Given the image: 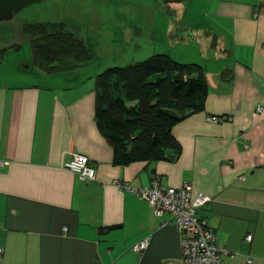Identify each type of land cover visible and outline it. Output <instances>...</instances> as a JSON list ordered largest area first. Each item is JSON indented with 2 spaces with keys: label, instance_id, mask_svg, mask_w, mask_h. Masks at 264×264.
<instances>
[{
  "label": "crops",
  "instance_id": "1",
  "mask_svg": "<svg viewBox=\"0 0 264 264\" xmlns=\"http://www.w3.org/2000/svg\"><path fill=\"white\" fill-rule=\"evenodd\" d=\"M203 17L191 34L203 29L229 63L204 68L203 110L172 127L175 160L112 163L94 119L96 74L66 72L73 82L63 85L0 80V264H177L173 218L134 193L155 178L208 197L197 214L226 264H264V0H208ZM75 154L94 180L64 167Z\"/></svg>",
  "mask_w": 264,
  "mask_h": 264
},
{
  "label": "rangeland",
  "instance_id": "2",
  "mask_svg": "<svg viewBox=\"0 0 264 264\" xmlns=\"http://www.w3.org/2000/svg\"><path fill=\"white\" fill-rule=\"evenodd\" d=\"M208 0H45L23 8L9 20L0 22V45L19 43V50H8L0 63V80L11 84L63 85V74L78 78L95 75L114 66L144 61L155 54H168L181 64L214 70L229 63L218 57L209 36L189 22L204 20ZM37 23H64L81 39L91 59L68 71L45 72L34 65L24 26ZM196 29V30H195ZM223 54V51L221 52Z\"/></svg>",
  "mask_w": 264,
  "mask_h": 264
},
{
  "label": "trees",
  "instance_id": "3",
  "mask_svg": "<svg viewBox=\"0 0 264 264\" xmlns=\"http://www.w3.org/2000/svg\"><path fill=\"white\" fill-rule=\"evenodd\" d=\"M33 63L43 71H68L91 59L81 39L64 23L24 26ZM208 82L201 66L181 64L168 54L94 77V119L112 147V163L175 160L181 145L172 127L203 110Z\"/></svg>",
  "mask_w": 264,
  "mask_h": 264
},
{
  "label": "built area",
  "instance_id": "4",
  "mask_svg": "<svg viewBox=\"0 0 264 264\" xmlns=\"http://www.w3.org/2000/svg\"><path fill=\"white\" fill-rule=\"evenodd\" d=\"M208 120L218 122L221 118L210 116ZM64 167L73 171L81 180L95 179V170L84 155L75 154ZM117 185L120 189L125 187L120 182ZM134 193L147 201L155 214L166 213L173 218L181 246V258L177 264H226L223 256L230 254L218 244L215 231L197 214V209L208 201L206 195L199 193L194 196L188 183L179 187L164 186L156 178L149 186L135 189ZM245 239L250 241L251 234H247ZM149 240L150 237L146 236L133 246V250L145 249Z\"/></svg>",
  "mask_w": 264,
  "mask_h": 264
},
{
  "label": "water",
  "instance_id": "5",
  "mask_svg": "<svg viewBox=\"0 0 264 264\" xmlns=\"http://www.w3.org/2000/svg\"><path fill=\"white\" fill-rule=\"evenodd\" d=\"M45 0H0V22L9 20L13 15L23 8L28 7L33 4L40 3ZM163 3H179L184 0H161ZM21 46L12 44L9 46H0V63L4 60L5 54L8 50H17Z\"/></svg>",
  "mask_w": 264,
  "mask_h": 264
},
{
  "label": "flooded vegetation",
  "instance_id": "6",
  "mask_svg": "<svg viewBox=\"0 0 264 264\" xmlns=\"http://www.w3.org/2000/svg\"><path fill=\"white\" fill-rule=\"evenodd\" d=\"M189 30H190V24H188V28H187V31L189 32ZM14 45H16V47L17 46H21L19 43H15ZM1 46V45H0ZM2 47V46H1ZM17 50H19V49H17Z\"/></svg>",
  "mask_w": 264,
  "mask_h": 264
}]
</instances>
